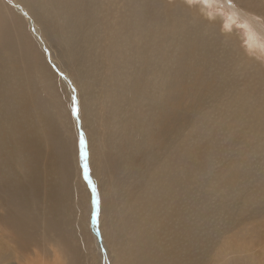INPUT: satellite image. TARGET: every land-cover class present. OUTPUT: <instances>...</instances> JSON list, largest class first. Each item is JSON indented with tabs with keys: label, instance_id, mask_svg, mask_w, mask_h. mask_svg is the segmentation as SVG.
Returning <instances> with one entry per match:
<instances>
[{
	"label": "bare ground",
	"instance_id": "bare-ground-1",
	"mask_svg": "<svg viewBox=\"0 0 264 264\" xmlns=\"http://www.w3.org/2000/svg\"><path fill=\"white\" fill-rule=\"evenodd\" d=\"M173 1L0 0V264L50 240L69 263L91 251L71 161L111 264H204L246 221L264 240V44L247 29L246 54L234 25L246 6L264 26V0L229 1L223 35L203 0ZM26 9L77 91L84 161Z\"/></svg>",
	"mask_w": 264,
	"mask_h": 264
},
{
	"label": "rangeland",
	"instance_id": "rangeland-1",
	"mask_svg": "<svg viewBox=\"0 0 264 264\" xmlns=\"http://www.w3.org/2000/svg\"><path fill=\"white\" fill-rule=\"evenodd\" d=\"M164 1L168 2V3L174 2L173 0H164ZM185 1L190 3L188 0H185ZM196 1H200V0H196ZM217 1H219V0H211L210 3H207V4L209 5L210 9H212L215 13H218V18L220 19V22H218L219 29L217 31L223 35L224 34V32H222L223 25L226 23H230L229 19H228V15L230 13L229 12V10H230L229 1H231L234 4H235V1L234 0H221L222 1L221 3H218ZM182 4H184L186 7H190V5H187L185 3H182ZM240 5L241 4L238 3L237 6H240ZM199 7L201 8V9H197L199 12H202L205 10V8H207L205 3H200ZM21 8H23V6H21ZM243 9L244 10H242L241 13L246 14L250 18V20L243 22L242 18L240 17V20L237 21L234 25L236 26L237 29H241L243 31L242 32V31L238 30L239 33H242L244 35V42H243V45L241 48L247 54L248 52L249 53L251 52L250 49L248 48V44H247L246 36H245L247 29H249L250 32H255L256 34L258 33L259 40H261L262 43L264 44V38H262V34H264V26L259 23V22L263 23V20L259 16H257L252 10H250V9H253V7H250V9H249L248 7L244 6ZM24 13L27 14L28 17H26V15ZM20 16L24 20H26V19L31 20L28 25H29V28L32 30L33 35L35 36V39L37 40L42 53H44L46 51L45 50L46 48L49 50V55H50L51 60H47L48 65L52 69L53 73L56 74V75L55 74L54 75L57 76V78H59L61 81L62 80L64 81V82H61V83H64V86L61 83H58L59 86L57 87V94H58L61 102L64 104V107H66L67 113L69 114L70 125L72 126L71 131H74L75 136H76V142H77V144H76L77 149L75 151L74 157L76 156L77 161H79L80 159H79V153H78V147H79L78 145H80V144H78V142L80 141L81 131L77 129V127H76L77 124L75 125V123H74V122H76V120H75L76 118L73 114V106H72L73 105V99L72 98L77 96V91L75 89V86L73 83L71 85L70 84L68 85L67 84L68 82L65 80V78H63L62 72L58 70L59 67L57 68V66L54 65L55 63H52L54 61L53 58H55V56H58L57 50L53 44L47 43L49 41L46 38L47 36L45 35V33H43V31L41 30V27H39V31L36 32V30L34 28H36V25H37V27L40 26L39 24H37L38 23L37 20L31 15L30 12L28 13L27 9L25 12H23V14H20ZM245 22H249V23H245ZM38 32H41V33H38ZM40 42H43V44L41 45ZM48 44H50L51 46H49ZM43 46L45 47L44 49H42ZM51 53H52V55H51ZM261 55L264 58V55L263 54H261ZM61 69L64 71L63 68H61ZM263 69H264V66H263ZM247 70H249V69H247ZM57 72H59V73H57ZM63 87L65 90H63ZM82 132H84L83 129H82ZM67 163H69V162H67ZM70 169H71V172H70L71 179H72L73 183L77 185V187L79 189V194L81 196H82V194H84L82 197H84V199H87L86 200V204H88L87 205V212L89 213L88 220H90L89 225L91 226V229H89L90 233L86 234L87 243L89 244L88 246L91 248V251L89 250L88 255H87L88 257L85 255V253L82 254V256L79 253V256L77 255L76 258H75V254L73 256H71V258L74 257L73 261L75 263H73V264H88V263L92 264L96 259L99 262L98 264H111L110 259H109V255L107 254V247L103 244V238H102V236H100L101 233H100L99 229L95 227V223L98 222V214H97L96 210L94 209V205L97 204V201L96 200L92 201L93 194H92L91 189L88 185V181H86L87 179H85L84 176H82V174H80L77 170H73L72 161H71ZM70 176H69V180H70ZM90 192H91V194H90ZM89 197H90V199H89ZM245 225H247V227L249 228V227H251L252 224H250V222H248V221L240 223V224H236L235 225L236 228L233 227V229L231 228L232 231H228V232L224 233L222 236V239L224 241L221 240L214 247L210 256L208 258H206L210 261L207 262L205 259L203 261L204 264H222L223 262H224L223 264H225V262L228 264H264V240L263 239L259 240V242L257 244H255V240H252V239H245L244 240L245 235L240 233V231H241V229H243L245 227ZM237 228L240 229V231H238ZM90 230H92V231H90ZM234 230H236V232ZM2 232H3L2 226L0 225V233H2ZM231 233H232V236L229 237ZM88 235H90V236H88ZM225 235L226 236L229 235V236L226 237ZM251 240L253 243L251 242ZM80 241H81V238H80ZM221 242H224V243H221ZM78 243H79V236H78ZM220 243L225 247L223 248ZM219 244L221 245V247L219 246ZM92 247H94V248H92ZM96 247H97V249H95ZM219 247H220V249H219L220 252H218ZM227 248H229V249H227ZM225 249H226V251H224L225 256H223L224 255L223 250H225ZM53 251L57 255V259H56V257H54ZM221 251H222V253H221ZM244 251H246V252H244ZM66 253H67V250L63 246H61L60 244L58 245L54 240H50V241L45 242L43 245H31L28 248V250L25 252H21V251H17L15 249H13V251H12V264H72L73 261L69 263V260H68L69 255H67ZM94 254H96L95 255L96 257H94ZM249 254H252L254 257L252 258V256H250ZM15 255L18 256L17 259L14 258ZM98 256H100V257H98ZM235 257H236V259H235ZM251 261H252V263H251Z\"/></svg>",
	"mask_w": 264,
	"mask_h": 264
},
{
	"label": "snow or ice",
	"instance_id": "snow-or-ice-1",
	"mask_svg": "<svg viewBox=\"0 0 264 264\" xmlns=\"http://www.w3.org/2000/svg\"><path fill=\"white\" fill-rule=\"evenodd\" d=\"M204 3H208V0H203ZM77 106L75 103V100L73 101V113L75 114L77 112ZM86 152H85V141L83 138V135H81L80 138V156H81V160L84 161L86 159ZM85 168V175H87V164L85 163L84 165Z\"/></svg>",
	"mask_w": 264,
	"mask_h": 264
}]
</instances>
